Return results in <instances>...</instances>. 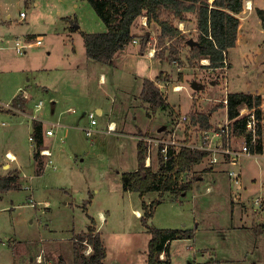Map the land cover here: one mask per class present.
I'll return each mask as SVG.
<instances>
[{"label": "rangeland", "instance_id": "obj_1", "mask_svg": "<svg viewBox=\"0 0 264 264\" xmlns=\"http://www.w3.org/2000/svg\"><path fill=\"white\" fill-rule=\"evenodd\" d=\"M34 1L37 5L33 0H0V23L3 26L0 39L4 40L1 37L7 35L13 42L17 37L24 39L28 35L29 42L33 43L36 36L43 38L41 46L30 47L27 51V56L36 54L41 58L30 68L42 71H23L21 66L25 55L14 52L10 43L11 48L2 52L9 60L12 57L17 60L18 71L17 74L0 72V102L10 103L16 95L25 93L28 97L24 100L26 112L33 111L34 104L41 101L43 108L37 115L45 130L48 124L58 122L68 129V134L64 136V130L59 129L54 136L43 138L53 162L46 166V158L34 160L32 157L28 138L33 124L23 116L16 114L18 117H12V113L0 112V139H6L13 133L4 141L6 145L0 141V152L4 156V150L13 149L12 152L17 154L20 162L17 174L21 182L19 189L0 194V264H39L38 258L42 261L40 264H59V258L70 264L72 238L86 231L89 216L97 222L111 257L117 261L120 259V264H146L150 234L142 225L141 216L134 211L142 212L143 201L150 203L160 200V197L154 192L141 198L137 193L122 191L121 174L137 169V141L134 136L137 138L138 134L121 135V125L124 124L123 131L127 133H135L138 128L154 133L157 126L163 124L158 133L141 135L162 138L172 135L185 141L187 133L189 143L200 145L211 133H203L198 126L190 125L189 118L198 112V104L199 112L206 115L219 109L212 119L219 123L213 127L228 122L224 118L225 105L222 103L228 94L260 95L264 105V34L255 10L264 9V0H243V13L238 15L241 27L235 48L227 54L224 68L210 69L207 61L192 55L186 42L197 41L198 38L194 14H187L185 21L175 22L181 37L174 44V40L166 38L160 45L157 42L160 30L156 31L155 25L142 28L141 32L133 29L141 35L137 43L130 45L117 60L111 73L114 87L106 91L102 88L109 85L110 77L109 83L97 84L98 75L105 74L106 69L97 71L95 67H76L79 59L72 60L76 54L84 58L81 32L100 34L105 30L89 3L86 0ZM248 2L250 8H246ZM21 13L27 15L25 20L21 19ZM7 14L11 18L7 19ZM65 16L76 21L72 26L80 25L78 31L65 27L68 24L61 20ZM8 22L13 24V28L7 27ZM147 32H151V36ZM143 36L153 38L151 48L167 62L156 64L147 58L146 53H138ZM172 46L177 54L170 60ZM160 71H164L159 79L160 91L174 111L161 109L148 118L140 106L142 103L136 100L140 87L137 83L140 78L152 79ZM193 83L201 88L193 90ZM176 87L179 90H175ZM52 94L57 100L54 111L50 100ZM103 95L109 98L104 103L101 102ZM62 97L66 98H63L65 102L59 105ZM96 106L102 107L104 113L95 116L96 133L87 137L82 129L88 125V118L83 114L94 111ZM64 110L66 113L60 117V111ZM183 116L186 120L181 119ZM109 122L119 125L115 133L106 134ZM13 126L18 130L11 133L9 130ZM233 146L238 149L241 143L234 139ZM158 155L157 151H151L149 167L154 172L161 165ZM242 160L248 172L254 161L264 162L253 158H241L236 162ZM228 164L232 163L227 160L213 165L208 159L203 160L191 171L194 179L214 167L225 172L221 173L223 175L218 178L214 190L213 181L208 180V176L197 189L194 187L179 197L165 194L154 208V215L148 222L150 227L194 232L193 240L171 242L170 264H264V237L260 241L263 248L251 255L249 249L253 248L254 233L232 232L230 228L244 225L259 234V225L264 221V205L261 209L254 206L253 201L260 196L255 191L247 190L238 198L240 193L235 191L240 192L243 188L241 180L244 175L237 166ZM7 171L10 172L7 167L0 169V173ZM229 173L238 174V178L231 180ZM235 180L240 184L232 183ZM226 184L233 192L231 200ZM206 188H210L209 194L205 193ZM262 198L264 201V196ZM99 212L106 217L101 222ZM223 233L226 235L224 239ZM89 252L90 248L84 254ZM242 256L247 257L246 260L238 261Z\"/></svg>", "mask_w": 264, "mask_h": 264}, {"label": "trees", "instance_id": "obj_2", "mask_svg": "<svg viewBox=\"0 0 264 264\" xmlns=\"http://www.w3.org/2000/svg\"><path fill=\"white\" fill-rule=\"evenodd\" d=\"M86 1L105 27L104 32L100 34L81 32L87 59L100 64H109L117 53L132 42L134 36L131 27L141 16L146 17V27L155 25L159 28L160 35L157 42L162 45L166 38L174 40L173 44L178 42L177 38L181 37V31L177 29L175 22L185 21L186 15L191 13L195 15L196 29H198V38L195 41L197 45L190 49L192 55L198 59H206L210 69L224 68L229 50L235 48L240 25L238 15L243 11V0H212L210 3L209 0ZM255 10L260 27L264 30V9L256 8ZM66 20L70 24L76 23L74 19L67 18ZM148 42L149 38L143 36L141 47H145ZM170 48L169 58L172 60L177 50H173V46ZM142 85L139 101L148 104V107H145L147 116L158 109H171L153 81L146 79ZM226 101V116L229 121L236 118L239 108L243 105L256 109V116L260 120L259 134L261 137L258 148L261 150L264 147V108L260 107L263 105L262 96L231 93L226 95ZM12 105L23 108L22 98L18 95ZM189 120L192 126L198 124L203 130L211 129L206 114L195 113L190 116ZM233 126L237 134H242L245 120H235ZM32 134L36 142L32 157L34 160H40L39 150L44 143L41 124L33 123ZM136 149L137 169L121 174L122 191L137 193L141 198L149 192L159 194L160 200L150 203L142 202L141 223L150 234L146 264H170V243L180 239H193L194 232L187 229H157L150 227L148 222L154 215V208L160 204L165 194L179 197L192 189L196 179L188 180L187 176L193 167L206 157V153L199 150L193 151L187 147H180L177 150L169 147L168 159L164 161L159 154L161 165L154 172L151 167L145 165L148 154L146 143L142 140L138 141ZM18 178L15 170L0 176V194L19 189L20 179ZM85 208L84 206L83 209ZM89 220L86 231L72 238L73 254L70 264H104L107 251L100 233L96 231L93 218L90 217ZM259 228L257 232L264 231V221ZM89 248V254L85 255L84 251ZM162 255L165 258L160 259ZM59 264L67 263L59 258Z\"/></svg>", "mask_w": 264, "mask_h": 264}, {"label": "crops", "instance_id": "obj_3", "mask_svg": "<svg viewBox=\"0 0 264 264\" xmlns=\"http://www.w3.org/2000/svg\"><path fill=\"white\" fill-rule=\"evenodd\" d=\"M33 4L34 5H37V2H35L34 0H33ZM242 13L243 12H241V14H239V16L240 15H242ZM7 16V19H9V18H11V16H9L8 14L6 15ZM257 17V16H256ZM27 18V17H26ZM25 18V19H26ZM67 18H70L71 19V17H68V16H65V17H62L61 18V20L63 21V23H67L68 25L67 26H65L66 28H70V27H72V29L74 30V31H78L79 30V28H80V25L78 24V26H72L66 19ZM239 18V17H238ZM24 19V20H25ZM240 19V18H239ZM258 23L260 24V22L258 21ZM7 24V23H6ZM145 26V27H144ZM1 27H3L2 25H1V23H0V28ZM7 27H10V28H13V24L11 23V24H9V22H8V24H7ZM240 27H241V19H240V25H239V30H240ZM142 28H146V17L145 16H141L140 18H138V20H136L134 23H133V25H132V27H131V31H133V29H135V31H139V32H141L140 30L142 29ZM104 29H105V27H104ZM157 29H158V32H159V28H157V26H156V31H157ZM262 31H263V34H264V30L263 29H261ZM79 32H81V31H79ZM139 32H138V34H136L134 31L132 32L133 33V40H132V42L131 43H129L128 45H126L119 53H117L115 56H114V58H113V60L109 63V64H100V63H97V62H95V61H92V60H89V59H87V57H86V50L84 51V58H81L78 54H76V56L74 55V57H73V59L72 60H75V59H79L78 60V64L76 63V62H74L73 61V64H77L76 65V67H95L96 68V70L97 71H101V70H103V69H106V72H105V74L104 73H100L99 75H98V79H97V84H98V86H103V84H106L105 82H108V78L110 77V83H109V85L107 86V87H103L102 88V91H106L108 88H112L113 89V85H112V83H111V79H112V77H111V73H113V70H114V68L113 67H115V64H116V62H117V60L121 57V55L122 54H124L125 52H127V49H128V47L130 46V45H134V44H136L137 43V41H138V36L139 35H141V33L139 34ZM145 32V31H144ZM147 34L149 35L150 34V36H151V32H147ZM28 35L26 36V39H28ZM37 37H42V36H36L35 37V39L37 38ZM1 38H3L4 40H2V39H0V72H2V70H4V71H13V72H16L15 74H17V60L15 59V58H13L12 57V59H10L9 60V58H7L4 54H2V52L4 51V50H6V49H8L9 50V48H11V46H9V43L10 44H12V39L11 40H8L9 39V37L7 36V35H3ZM35 39H34V41H35ZM150 41L146 44V46L145 47H141V42H140V47H139V51H138V53H141V54H144V53H146V56H147V58L148 59H150V60H152V61H154L156 64L158 63V64H162L163 62H167L165 59L163 60L162 59V56H160L159 54H158V51H157V53H156V51L154 50V49H152L151 47V40H153V38H151V39H149ZM134 41V42H133ZM28 42H29V40H28ZM134 43V44H133ZM33 46H35L36 47V45L34 44V43H31V44H29V46L28 47H26V49H25V56H23V55H21V56H23L24 58H23V64H22V66H21V68H23L24 70L23 71H30V70H32L33 71V69L34 68H30L31 67V65H33L34 63H36V62H38L39 60H41V58H40V56H38V55H36V54H31L30 56H27V54H28V50L30 49V47H33ZM38 47V46H37ZM232 49H234V48H232ZM73 50V49H72ZM149 51V52H148ZM149 54H148V53ZM156 55V56H155ZM159 56V57H158ZM203 60H205V61H207L206 59H203ZM43 61V60H42ZM76 61V60H75ZM208 62V61H207ZM35 71L36 70H39V71H42L41 69H34ZM162 73H164V71H160V72H158L157 73V75L156 76H154L152 79H147V78H140L139 79V82L137 83V85L139 86L140 85V87H139V93H138V95L136 96V100H138L139 101V96H140V92H141V90H142V87H143V85H142V83H143V81L144 80H151V81H153L155 84H158L157 85V87L159 88V83H160V76H161V74ZM193 84H196V83H193ZM197 85V84H196ZM161 86V85H160ZM198 86V85H197ZM199 88L198 89H200L201 88V86H198ZM160 89V88H159ZM47 93L49 94V91H47ZM108 94V93H107ZM245 94H247V93H245ZM19 95V94H18ZM18 95H16L14 98H12V100H11V102H10V104H13V102H14V100L17 98V96ZM55 97L56 96H54V94H52V97H50V100H51V108H52V111H54L55 110V108L57 107V100L55 99ZM63 98L64 99H66L65 97H62L59 101H58V104L59 105H63L64 104V102L65 101H63ZM23 100V99H22ZM109 100V98L107 97V96H105V95H103V98L101 99V102L102 103H104V102H106V101H108ZM18 101V100H17ZM63 101V102H62ZM67 101L69 102L70 100L69 99H67ZM66 101V102H67ZM141 102V101H140ZM192 102L194 103L195 101L194 100H192ZM142 103V102H141ZM167 103V102H166ZM196 103V102H195ZM27 103H26V101H24L23 100V105H22V107H23V109L24 108H26V105ZM140 106H142L143 107V109H144V111L146 110L145 109V107H148V104H145V103H142V104H140ZM169 106H170V104H169ZM71 107V106H70ZM171 107V106H170ZM193 107V106H192ZM195 107V106H194ZM70 109V108H69ZM68 109V110H69ZM171 109L173 110V108L171 107ZM196 109H198V112L197 113H201V114H205V112H199V110H200V105L198 104L197 106H196ZM223 109H224V113H225V117L224 118H227V116H226V108H224L223 107ZM73 110V109H72ZM94 111H90V112H94V113H96V116H100V115H102L103 113H104V110H103V108L102 107H99V106H96L94 109H93ZM159 110H161V109H158V110H156V112H154V113H150V115L149 116H147L146 115V111H145V115H146V117H148V118H150L151 116H153L155 113H157ZM174 111V110H173ZM219 111V109L218 110H214L213 112H209V113H207V116H208V120H209V124H210V126H211V129H213L212 127H213V125H215V124H217V123H219V122H214V120H212L213 119V114L215 115L217 112ZM69 112V111H68ZM190 112V111H189ZM194 112H196V111H194ZM66 113V111L64 110V111H60V113H59V116L60 117H62V115H64ZM1 114H9V113H1ZM87 114V113H86ZM85 113L83 114V116H85V117H87V115H86ZM13 115V116H12ZM11 116L12 117H18V116H16V114H12ZM88 118V117H87ZM215 120H217V118H215ZM223 120H225V119H223ZM122 122H124V121H122ZM87 123H88V120H87ZM109 123H114L115 124V122H109ZM108 123V124H109ZM119 123H121V122H119ZM97 124V123H96ZM3 126H5L4 124H2ZM123 126V129H124V124L122 123V125H121V127ZM196 126H198L197 128H200L201 129V127L198 125V124H196L195 125V128H196ZM163 127V124H161V125H159V127L157 126V130H156V132H148V131H143L142 129L140 130L139 128L135 131V133H127V132H124L123 131V129H122V132L120 133L121 135H129V136H134V135H136V133L138 134V135H141L142 133H147V134H151V135H153V134H156V133H158L159 132V129L160 128H162ZM107 128V127H106ZM115 128H119V125H115ZM13 130H18V128H15V126H13V129L12 130H9V132H13ZM188 130V127H187V129H186V132H188L187 131ZM203 130V129H202ZM31 132H32V130H31ZM67 132H68V130H67ZM67 132H63L64 133V136H66L68 133ZM14 133H17V132H14ZM12 135H13V133H12ZM12 135L11 134H9V135H7L6 136V139H4L3 137H2V139H0V141H2L3 143H4V141L5 140H7L9 137L11 138L12 137ZM123 135V136H124ZM138 135H136V136H138ZM170 136V135H169ZM172 136V135H171ZM185 137V141L186 142H188V134L186 133V135L184 136ZM62 139V138H61ZM134 139L136 140V138H135V136H134ZM137 142H138V140H136ZM43 142H44V139H43ZM44 144H45V142H44ZM4 145H6L5 143H4ZM0 147H1V143H0ZM1 149V148H0ZM13 151V149H11V150H4L3 151V153H4V156H2V154H1V152H0V169L1 170H3L4 168H6L7 167V170H9V171H16L17 173H19V171H18V168L20 167V162L18 161V157H17V154L16 153H14V152H12ZM31 152H32V149H31ZM33 153V152H32ZM6 154H11L12 156H13V158H14V160L13 161H8L6 158H5V155ZM203 160H206V158H204ZM202 160V161H203ZM201 161V162H202ZM253 161V160H252ZM200 162V163H201ZM243 162V160L242 161H239V162H232V164H228L227 166H231V165H235V166H237L236 168H238V169H240V171H241V174H242V180H241V182L243 183V188L242 189H240V192L239 191H235L236 193H240V195H239V197L238 198H241L243 195H245L246 194V191L248 190V191H250V192H257V194H259L261 197H263L264 196V162H260V163H257V162H253V164H254V166L253 167H251L250 169V172H248V170H246L248 167H246L245 165H244V163H242ZM15 163V165H14V167L12 166L13 164ZM200 163H198V164H196V166L197 165H199ZM196 166H194L193 167V170H194V168H196ZM217 166V165H216ZM212 167V166H211ZM222 172H224L222 169H220V170H217L215 167L212 169V170H209V171H206V172H204L205 173V175H201V176H197V178H196V181H195V183L193 184V187H192V189L195 187L196 189H197V187H199L201 184H203L204 183V180H205V177H210L208 180H212L213 181V186H212V190H214V187H215V185L217 184V182H218V178L220 177V176H222L223 174H221ZM8 173V171L6 172V173H0V176H4V175H6ZM225 173V172H224ZM229 181V180H228ZM230 182V181H229ZM21 183V182H20ZM211 185V184H210ZM226 186H227V190H228V193H229V199L231 200V195H233V192H231L230 191V189H229V186L226 184ZM249 188V189H248ZM191 189V190H192ZM251 189V190H250ZM15 190H17V189H15ZM14 190V191H15ZM13 191V190H12ZM7 192H9V191H7ZM211 192V191H210ZM210 192H205V193H210ZM4 193H6V192H4ZM4 193H2V195L4 194ZM244 193V194H243ZM259 196V197H260ZM0 201H1V199H0ZM193 205H194V203H193ZM232 205L233 206H231L232 207V210H233V208L235 207V205H234V203H232ZM84 207V206H83ZM252 210L254 211V212H257L258 213V211H256V209H254V208H252ZM84 211H86V208H85V210ZM234 211V210H233ZM100 213V222L101 221H103V220H105L106 219V217H105V215L102 213V212H99ZM134 213H136L138 216H141L142 215V212H139V211H134ZM232 215H233V213H232ZM89 217H91V216H89ZM93 220H94V218H93ZM94 222H95V220H94ZM97 222H95V228H96V231L97 232H99V229H98V227H97V224H96ZM230 228H232V232H234V231H238V232H243L244 231V233L245 232H247V231H249L250 233H254V236H255V239H254V241H253V248L252 249H249L250 250V253H251V255H253V253H257L259 250H261L263 247L261 246V244H260V241H261V239L264 237V231L262 232V233H259V234H257V233H255V231H254V229H252L251 230V228L250 227H248V226H244V225H241V226H236V227H230ZM236 228V229H235ZM251 230V231H250ZM100 234H101V232H99ZM249 233V234H250ZM226 237V235H225V233H223V239ZM102 238V237H101ZM103 239V238H102ZM188 240H190V239H188ZM193 240V239H192ZM103 241V244H104V247H105V250L107 251V255H106V258H105V260H104V264H120L119 263V261H120V259H119V261H117L116 260V258L115 257H111L110 256V249H108L107 247H106V244H105V241L104 240H102ZM171 244V243H170ZM170 247V246H169ZM247 253H248V251H247ZM169 255H170V253H169ZM246 258L247 257H244V256H242V257H240L239 259H238V261H245L246 260ZM258 262V261H257ZM40 264V263H39Z\"/></svg>", "mask_w": 264, "mask_h": 264}, {"label": "built area", "instance_id": "obj_4", "mask_svg": "<svg viewBox=\"0 0 264 264\" xmlns=\"http://www.w3.org/2000/svg\"><path fill=\"white\" fill-rule=\"evenodd\" d=\"M27 17L24 13H21V19L24 20ZM28 39H20L15 38L12 42V48L14 52H16L18 55H24L26 47L31 44L28 43ZM43 38L37 37L35 41L33 42L36 46L42 45ZM134 42V41H133ZM179 87V86H178ZM174 88L175 90L179 88ZM19 96L23 100H27L28 97L24 93H20ZM222 103L226 106L227 101L226 98L222 100ZM264 108V105L260 106ZM259 107V108H260ZM43 108V104L41 101H38L34 104L33 111L31 110L30 113L26 112L23 108L14 106L10 103L3 104L0 102V112H9L12 114H17L20 116H23L27 118L31 124L38 123L42 126V139L45 137L54 136L57 130H64V132H67V128H65L63 125H61L58 122L50 123L48 124V128L45 130L43 127V124L39 121L37 113ZM255 108H248L247 106H242L239 108L238 115L233 120L229 121L225 125H219L218 127H213V129L209 130H202L203 133H211L210 137H204L202 144H192L186 141H180L179 139H176L175 136H169V138H162V136L159 137H148V136H137L136 140L138 141H144L148 148V154L146 156L145 165L150 166L151 162V151H157V154H160L161 157H163V160L166 161L168 159L167 157V150L169 147L174 148L177 150V148L180 147H187L190 148L193 151L199 150L206 153V159L209 160L213 165L217 163H221L223 161L229 160L231 163L236 162L237 160L241 158H253L257 161H264V147L259 150V140L261 139L259 134V123L260 120L257 118L255 113ZM88 117V125L84 127L82 130L84 131L85 135L89 137L93 133H96V130L94 127L96 126L95 116L96 113L89 112L86 114ZM182 120H186L185 116L181 118ZM245 120V127L242 132V134H237L235 132L233 122L235 120ZM264 123V120H263ZM33 130V126H32ZM106 134H112L116 132L115 124L109 123L106 128ZM236 139L241 143V147L236 149L233 146V140ZM28 141L31 143V149L32 152L36 148V142L33 138V134L31 132V135L28 138ZM44 148L42 147L39 150L40 157H44L47 160L46 166L52 165L51 160V151L45 146L43 143ZM5 158L8 161H13L10 157V155L6 154ZM203 158V159H204ZM191 176V178H190ZM230 179L233 180L234 178H238V174L229 173ZM188 180H193L194 177H192L191 172L187 176ZM234 184H240L239 180H235L232 182ZM206 192H210V188H206ZM254 206L257 209H261L264 205V201L262 197H257L253 201ZM162 257V256H161ZM38 263H41V259L38 258Z\"/></svg>", "mask_w": 264, "mask_h": 264}, {"label": "water", "instance_id": "obj_5", "mask_svg": "<svg viewBox=\"0 0 264 264\" xmlns=\"http://www.w3.org/2000/svg\"><path fill=\"white\" fill-rule=\"evenodd\" d=\"M186 44L189 46V48H192L194 45H197V43L193 40H188L187 42H186ZM198 86L196 85V84H193L192 85V89L193 90H198ZM163 129V127L162 128H160L159 129V131H161Z\"/></svg>", "mask_w": 264, "mask_h": 264}, {"label": "bare ground", "instance_id": "obj_6", "mask_svg": "<svg viewBox=\"0 0 264 264\" xmlns=\"http://www.w3.org/2000/svg\"><path fill=\"white\" fill-rule=\"evenodd\" d=\"M250 6H251L250 3L248 2L246 8H250ZM9 155H10V157H11L12 159H14L13 156H12L11 154H9Z\"/></svg>", "mask_w": 264, "mask_h": 264}]
</instances>
